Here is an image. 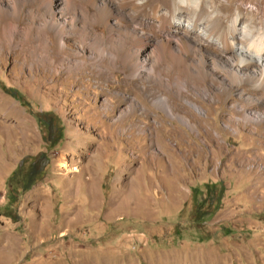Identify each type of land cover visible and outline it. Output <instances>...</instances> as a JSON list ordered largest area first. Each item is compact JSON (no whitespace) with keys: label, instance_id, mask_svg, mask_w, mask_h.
<instances>
[{"label":"rangeland","instance_id":"1","mask_svg":"<svg viewBox=\"0 0 264 264\" xmlns=\"http://www.w3.org/2000/svg\"><path fill=\"white\" fill-rule=\"evenodd\" d=\"M42 1L0 0V264H264V87L140 54L164 0ZM208 1L264 34V0Z\"/></svg>","mask_w":264,"mask_h":264},{"label":"bare ground","instance_id":"2","mask_svg":"<svg viewBox=\"0 0 264 264\" xmlns=\"http://www.w3.org/2000/svg\"><path fill=\"white\" fill-rule=\"evenodd\" d=\"M65 1L66 6L74 10H78L79 8H85V10L86 8L93 9V13L89 12L88 16L90 18L94 17V21L96 22L101 19L103 20L105 17H110L114 9L119 10V8H122L126 10L127 7H130L134 10H143L148 7L149 2V0ZM42 2L48 3L49 0H43ZM209 4L211 2L208 0H164L161 4H153L151 11L155 19L152 22L147 20L148 30H136V34H139V40H136L137 43L133 47H138L137 50L140 54L143 50H152V56H154L155 60L157 59L158 65L167 64L165 61L167 57L172 62L171 64L178 65L179 67L181 65L185 66L190 73L194 69L193 66H197L196 62H199L200 76L203 75V68L206 66L207 61L215 67L220 66V64H229L231 67V69L229 68V77L234 84L237 83L239 73L246 71L249 73V77H246V79H249L248 84L251 83L254 86L263 88L264 34H261V28L253 26V18H251V23L248 25L244 24L239 30L240 21L236 19L230 27L229 34L228 31H225V28L222 29L223 21L214 18V13L204 23L202 21L203 14L207 12V9H212V6ZM255 13L253 12V16ZM126 17L131 18V15L128 13ZM247 33L251 35L252 33L258 34L262 38L253 37L250 42L244 36ZM181 36L189 38L192 44L184 39H180ZM162 39L163 41L160 42ZM188 61L191 62V67H187ZM197 68L195 67L196 70H199ZM164 103L165 105H161L166 108V111L168 113L172 112L173 108L171 109L169 103ZM169 259L171 261V258ZM178 259L174 260L179 262ZM165 261L167 260L165 259ZM184 261L181 262L184 263ZM193 261L194 264L196 262V264H200L201 262L200 258ZM189 263L191 264L192 261ZM169 264L171 263L169 262Z\"/></svg>","mask_w":264,"mask_h":264}]
</instances>
